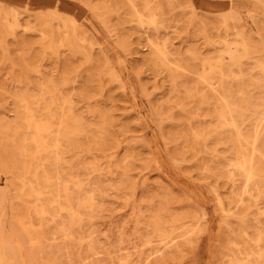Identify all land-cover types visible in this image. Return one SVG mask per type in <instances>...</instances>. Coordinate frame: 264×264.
Masks as SVG:
<instances>
[{
	"label": "rangeland",
	"instance_id": "obj_1",
	"mask_svg": "<svg viewBox=\"0 0 264 264\" xmlns=\"http://www.w3.org/2000/svg\"><path fill=\"white\" fill-rule=\"evenodd\" d=\"M0 264H264V0H0Z\"/></svg>",
	"mask_w": 264,
	"mask_h": 264
},
{
	"label": "bare ground",
	"instance_id": "obj_2",
	"mask_svg": "<svg viewBox=\"0 0 264 264\" xmlns=\"http://www.w3.org/2000/svg\"><path fill=\"white\" fill-rule=\"evenodd\" d=\"M159 55H160V54H159ZM218 96H219V95H218ZM222 102H224V101H222ZM231 107H232V106H231ZM233 108H234V107H233ZM227 111H229V110H227ZM230 117H231V116H230ZM231 120H232V119H231ZM225 122H226V121H225ZM230 127L233 128V126H231V125L229 126V128H230ZM238 141H239V139H238ZM239 144H240V143H239ZM235 148H236V147H235ZM257 160H258V159H257ZM243 161H244V159H243ZM244 167H245V166H244ZM241 171L243 172V169H242ZM245 171H246V170H245ZM246 172H247V171H246ZM244 173H245V172H244ZM249 174H250V173H249ZM247 175H248V174H247ZM244 178H245V176H244ZM248 178H249V177H248ZM250 178H251V177H250ZM250 178H249V179H250ZM253 178H254V177H253ZM246 179H247V178H246ZM36 194H37V193H36ZM37 196H39V194H38ZM42 210H43V209H42ZM42 210H41V211H42ZM43 212H44V211H43ZM72 212H73V211H72ZM42 214H43V213H42Z\"/></svg>",
	"mask_w": 264,
	"mask_h": 264
}]
</instances>
